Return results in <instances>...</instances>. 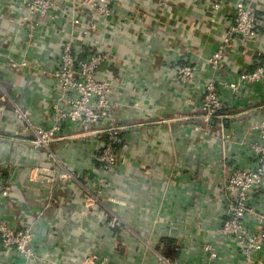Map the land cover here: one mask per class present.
<instances>
[{
    "label": "crops",
    "instance_id": "crops-1",
    "mask_svg": "<svg viewBox=\"0 0 264 264\" xmlns=\"http://www.w3.org/2000/svg\"><path fill=\"white\" fill-rule=\"evenodd\" d=\"M219 1L224 2L219 12L208 8ZM25 2L0 0V85L30 113L33 126L48 127L52 103H65L51 79L62 37L49 34L26 49L25 29L17 25ZM232 2L121 0L122 7L114 8L121 26L106 45L115 57L96 73L97 79L114 80L112 101L118 104L104 124L124 128L117 163L107 173L96 158L100 138H71L79 127L64 123L59 136L65 139L49 146L52 159L46 150L24 142L33 134L13 105L0 107V221L30 228L36 254L28 264H162L158 257L180 264H246L237 244L217 232L224 219L221 187L233 168L252 166L242 141L256 139L249 129L264 108V80L237 95L220 90L224 109L234 115L223 123H204L200 93L207 74L199 69L193 84H181L172 71L177 61L197 65L214 51ZM253 6L261 21V36L254 42L264 45V0H254ZM211 16L212 24L207 21ZM99 27L96 43L102 44L103 23ZM253 49L234 48L236 69L253 65ZM24 56L36 61V69L19 68ZM235 71L225 64L218 80L231 79ZM58 163L76 180L31 179L33 168ZM86 193L97 194L101 202L87 213ZM254 205L264 214V179L263 196ZM110 212L122 221L117 231L105 226ZM0 264L22 262L0 245Z\"/></svg>",
    "mask_w": 264,
    "mask_h": 264
},
{
    "label": "built area",
    "instance_id": "built-area-1",
    "mask_svg": "<svg viewBox=\"0 0 264 264\" xmlns=\"http://www.w3.org/2000/svg\"><path fill=\"white\" fill-rule=\"evenodd\" d=\"M232 10L226 17L228 22L222 37H219L218 46L197 65L183 64L179 61L172 66V71L181 84H193L197 70L201 69L207 74V81L200 93V118L204 123L220 116L215 114L223 108L220 99V90L231 95H237L245 85H255L264 80V68L257 67L252 72L246 69H236L231 60L235 47L243 48V44L253 41L255 50L264 48L262 43L254 42L261 36V21L256 16L254 0H233ZM223 1L208 7L214 13L224 6ZM122 7L121 0H27L24 3V14L17 21V25L25 29V48L30 49L37 38L60 35L62 37L55 55V64L51 75L53 87L62 93L65 103L59 106L52 103L50 125L48 127H35L30 122V113L22 110L10 98L8 92L0 85V107L5 103L12 104L18 117L26 127L32 131L33 137L24 140L34 149H44L48 157L54 159L49 150L51 143L63 140L59 136L61 125L64 123L77 124L78 132L71 138L85 140L106 136L97 153V160L103 171L108 172L117 163L115 144L118 136L124 129L113 124L100 123L113 115L114 108L118 106L112 101L114 80H101L96 73L110 62L115 56L110 47L106 45V38L121 26L113 10ZM226 7V5H225ZM97 20L95 21L94 20ZM214 22L211 16L207 20ZM103 23L105 42L97 44L96 35ZM90 41V42H89ZM25 52L24 54H26ZM233 53V54H232ZM80 54L84 59L78 60ZM52 57V56H51ZM21 70L33 71L36 61L24 56L19 62ZM231 65L235 76L229 80H218L220 69ZM108 98V99H107ZM256 133V140L242 144L248 149L249 159L252 160L250 168H233L222 183L221 198L223 201L224 220L219 226L218 234L231 238L240 248L241 256L246 264H264L258 257L264 255V214L256 212L251 206L250 198L263 189L264 179V108L260 109L259 120L249 129ZM224 141L229 140L228 135L222 136ZM31 179L39 183H54L56 181L67 183L75 181V174L63 168L59 163L57 167H35L30 171ZM84 209L87 212L101 202L97 194L86 193ZM103 207H107L102 203ZM122 221L116 214L110 212L106 222L109 229L122 227ZM30 228L15 229L0 221V245L19 257L22 264L35 257V249L30 244ZM203 249L210 252L212 259L216 255L211 252L209 245ZM162 264H180L167 258L158 257ZM83 264H91L86 260ZM208 264V263H206Z\"/></svg>",
    "mask_w": 264,
    "mask_h": 264
},
{
    "label": "trees",
    "instance_id": "trees-1",
    "mask_svg": "<svg viewBox=\"0 0 264 264\" xmlns=\"http://www.w3.org/2000/svg\"><path fill=\"white\" fill-rule=\"evenodd\" d=\"M256 11V16L258 15L257 14V12H258V10H255ZM258 17V16H257ZM244 46H243V48H254V44H253V41L251 42V41H249V42H246V43H244L243 44ZM253 56H252V62H253V65L251 66V67H248V68H246V70L247 71H249V72H252L253 70H255L257 67H262V68H264V62H261V60H263V57H262V51L260 50H255V48L253 49ZM84 57H85V54H80L79 56H78V60H80V59H84ZM250 87H253V85H245L243 88H242V90H241V92L240 93H243V92H246V90L248 89V88H250ZM220 99H221V101H222V104H223V108L220 110V111H218L215 115L216 116H220V117H222L223 119L222 120H220V121H222V123L224 122V121H227L228 120V118L229 117H232L233 115H234V113L233 112H228V110L227 109H224L225 107V105H224V101L222 100V98H221V96H220ZM218 118H215L214 120H217ZM108 119H103V120H101L100 121V123H104V122H106ZM225 135H227V134H225ZM100 138V142H101V145L103 144V142L106 140V136H100L99 137ZM120 139H121V135L119 134V136H118V142L114 145L115 146V151H117V149H119V147H121L120 146ZM101 149V147L99 148V150ZM98 150V151H99ZM96 158H97V155H96ZM97 162H98V160H97ZM98 166H99V168H100V171H102L103 173H107V172H105V171H103L102 169H101V167H100V164H99V162H98ZM263 196V189L258 193V194H255V195H253L251 198H250V205L251 206H253V208L256 210V212H257V209H256V205H254V202H258L259 201V199L261 198ZM224 220V219H223ZM106 222H107V220H106ZM106 222H105V226H106ZM107 227V226H106ZM108 228V227H107ZM120 228H122V227H120ZM120 228H116L117 230L118 229H120ZM109 229V228H108ZM116 229H110V230H115V231H117Z\"/></svg>",
    "mask_w": 264,
    "mask_h": 264
},
{
    "label": "rangeland",
    "instance_id": "rangeland-1",
    "mask_svg": "<svg viewBox=\"0 0 264 264\" xmlns=\"http://www.w3.org/2000/svg\"><path fill=\"white\" fill-rule=\"evenodd\" d=\"M107 99H108V98H107ZM113 125H114V124H113ZM253 125H254V124H253ZM253 125H252V126H253ZM252 126H251V127H252ZM251 127H250V128H251ZM227 135H228V137L230 138L231 133H228ZM70 137H72V136H70ZM256 138H257V136H256ZM255 140H256V139H255ZM253 141H254V140H253ZM217 230H218V229H217ZM206 252H208V251H206ZM208 253H209V255H210V252H208ZM209 258H210V257H209Z\"/></svg>",
    "mask_w": 264,
    "mask_h": 264
}]
</instances>
